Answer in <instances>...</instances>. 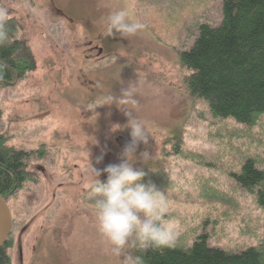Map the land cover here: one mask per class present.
<instances>
[{
	"label": "rangeland",
	"instance_id": "374dc122",
	"mask_svg": "<svg viewBox=\"0 0 264 264\" xmlns=\"http://www.w3.org/2000/svg\"><path fill=\"white\" fill-rule=\"evenodd\" d=\"M222 5L223 0H0V9L20 19L19 36L36 59L24 80L0 86V134L35 154L27 166L31 179L9 198L16 220L8 249L12 264H121L97 231L99 197L90 185L92 166L119 163L131 140L128 109L121 110L131 105L122 90L138 81L136 115L150 136L138 144L132 162L164 174L167 219L177 239L191 243L205 233L211 246L233 251L261 242L264 210L230 172L255 150L251 142H264V123L250 138L232 136L228 130L243 126L214 118L181 79V52L194 45L202 23H220ZM125 6L146 28L130 38L105 34L101 19ZM109 95L115 103L101 104ZM171 137L212 164L164 155ZM144 151L152 156L147 164L139 159ZM106 177L102 172L99 179ZM208 186L232 195L237 206L203 198Z\"/></svg>",
	"mask_w": 264,
	"mask_h": 264
},
{
	"label": "trees",
	"instance_id": "16d2710c",
	"mask_svg": "<svg viewBox=\"0 0 264 264\" xmlns=\"http://www.w3.org/2000/svg\"><path fill=\"white\" fill-rule=\"evenodd\" d=\"M8 17L9 38L0 44V86L17 84L36 67L30 46L19 36L20 19ZM180 58L182 83L191 96L206 101L214 118L232 119L243 126L228 130L229 134L250 138L253 129L263 125L264 0H223L220 23L216 26L202 23L194 45L182 51ZM8 140L9 137L0 134V193L9 199L31 179L27 166L35 154L9 145ZM251 144H255V150L243 157L238 170L231 171L230 176L237 187L250 194L264 210V142L255 140ZM164 155L212 164L203 155L186 150L182 140L176 137L165 140ZM144 172L146 176L142 182L151 181L160 191H167L169 183L163 180L162 172ZM201 196L237 206L232 195L215 187L203 188ZM209 240V235L203 233L191 243H184V236H181L173 248L137 252L136 255H142L143 264H264V238L257 245L234 251L211 246ZM9 241L0 251V264H12Z\"/></svg>",
	"mask_w": 264,
	"mask_h": 264
},
{
	"label": "clouds",
	"instance_id": "9594fccd",
	"mask_svg": "<svg viewBox=\"0 0 264 264\" xmlns=\"http://www.w3.org/2000/svg\"><path fill=\"white\" fill-rule=\"evenodd\" d=\"M134 17V10L129 6L112 10L101 19L102 30L107 35L116 32L126 38L134 37L146 28ZM8 18L7 11L0 9V44L9 38ZM138 91L139 81L138 84L130 83L122 90V95L127 98L124 103L131 107L121 108L116 103L121 110L128 109L125 112L129 118L126 128L130 129L131 137L121 153L120 162L108 164L103 169L92 166L90 185L92 192L99 197L93 213L97 231L107 243L109 254L121 264H143L142 255H136L137 252L173 248L177 239L176 227L167 219L170 203L166 194L151 181L142 182L146 173L134 167L136 162H132L133 158L138 159V144H147L150 136L146 123L136 115L139 103L134 97ZM114 100L109 95L101 104L111 105ZM151 158L147 151L139 157L144 164ZM102 159V156L98 157L97 163ZM102 172L107 174L105 181L99 179Z\"/></svg>",
	"mask_w": 264,
	"mask_h": 264
},
{
	"label": "water",
	"instance_id": "95a60500",
	"mask_svg": "<svg viewBox=\"0 0 264 264\" xmlns=\"http://www.w3.org/2000/svg\"><path fill=\"white\" fill-rule=\"evenodd\" d=\"M0 251L9 241L15 226V213L10 200L0 193Z\"/></svg>",
	"mask_w": 264,
	"mask_h": 264
},
{
	"label": "bare ground",
	"instance_id": "6f19581e",
	"mask_svg": "<svg viewBox=\"0 0 264 264\" xmlns=\"http://www.w3.org/2000/svg\"><path fill=\"white\" fill-rule=\"evenodd\" d=\"M0 223H1V216H0Z\"/></svg>",
	"mask_w": 264,
	"mask_h": 264
},
{
	"label": "flooded vegetation",
	"instance_id": "af4514ba",
	"mask_svg": "<svg viewBox=\"0 0 264 264\" xmlns=\"http://www.w3.org/2000/svg\"><path fill=\"white\" fill-rule=\"evenodd\" d=\"M16 221V220H15Z\"/></svg>",
	"mask_w": 264,
	"mask_h": 264
}]
</instances>
